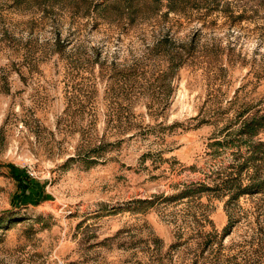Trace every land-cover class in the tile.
Masks as SVG:
<instances>
[{
  "label": "rangeland",
  "instance_id": "1",
  "mask_svg": "<svg viewBox=\"0 0 264 264\" xmlns=\"http://www.w3.org/2000/svg\"><path fill=\"white\" fill-rule=\"evenodd\" d=\"M133 3L0 0V264H264V0Z\"/></svg>",
  "mask_w": 264,
  "mask_h": 264
},
{
  "label": "trees",
  "instance_id": "2",
  "mask_svg": "<svg viewBox=\"0 0 264 264\" xmlns=\"http://www.w3.org/2000/svg\"><path fill=\"white\" fill-rule=\"evenodd\" d=\"M109 1L110 0H82V3L84 5H88V10H90V6L89 5H94V8L95 9H98V8H101V7L105 8L108 5ZM133 1L134 0H125V2L127 3L126 8H127V10H129L128 16L130 18L129 19L130 20V23H133L134 22V18H132V15L134 14V11H135V10H132L133 4H134ZM249 126H251V124H246V127H249ZM247 133L249 135H253L255 133V130L250 129V130L247 131ZM7 167L10 169L12 177L16 181H18V182H20L22 184L23 190L25 191L26 190V187H27L26 186L27 184H25V183H26V181H30V178L28 176H25L24 175V171L21 170L20 168H18L17 166H15V165L10 164ZM200 189L209 190L208 187L202 186V185L200 186ZM237 191L238 192L233 195V196H235L237 198L240 197V196H242V195H244V194H248V188L247 189H243V188L239 187L237 189ZM192 193H194L192 190L187 189L186 191H184V192H182L180 194V198L181 199L187 198ZM227 234L228 233L225 232V235H227Z\"/></svg>",
  "mask_w": 264,
  "mask_h": 264
}]
</instances>
